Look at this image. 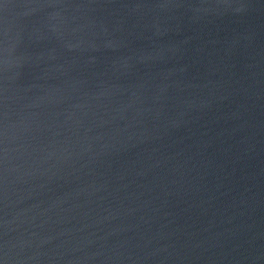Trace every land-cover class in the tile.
Segmentation results:
<instances>
[{"label":"water","instance_id":"95a60500","mask_svg":"<svg viewBox=\"0 0 264 264\" xmlns=\"http://www.w3.org/2000/svg\"><path fill=\"white\" fill-rule=\"evenodd\" d=\"M0 264H264V0H0Z\"/></svg>","mask_w":264,"mask_h":264}]
</instances>
